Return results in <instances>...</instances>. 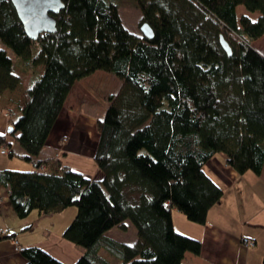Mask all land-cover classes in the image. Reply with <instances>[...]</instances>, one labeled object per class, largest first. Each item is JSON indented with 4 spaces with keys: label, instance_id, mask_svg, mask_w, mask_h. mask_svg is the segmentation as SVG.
<instances>
[{
    "label": "trees",
    "instance_id": "16d2710c",
    "mask_svg": "<svg viewBox=\"0 0 264 264\" xmlns=\"http://www.w3.org/2000/svg\"><path fill=\"white\" fill-rule=\"evenodd\" d=\"M62 2L55 31L30 39L11 0H0V93L21 84L24 99L18 114L7 111L0 146L14 139L31 164L0 169V184L19 218L76 206L62 232L84 248L73 264H182L201 242L175 230L173 210L205 223L223 194L207 161L220 152L239 174L264 165V51L252 43L264 35V0H135L151 37L128 30L113 0ZM240 5L255 20L238 15ZM96 70L120 86L95 122L101 175L91 178L38 156L73 83ZM126 222L133 243L105 235ZM20 251L25 264H64L37 245Z\"/></svg>",
    "mask_w": 264,
    "mask_h": 264
},
{
    "label": "crops",
    "instance_id": "0c3cea01",
    "mask_svg": "<svg viewBox=\"0 0 264 264\" xmlns=\"http://www.w3.org/2000/svg\"><path fill=\"white\" fill-rule=\"evenodd\" d=\"M244 13L252 20L258 16L257 11L249 12L245 9L237 11L238 15ZM262 38L264 39V35L256 40ZM261 50L264 51V47ZM90 75L73 83L63 103L64 108L58 115L38 159L50 162L55 158V154H58L57 159L63 166L66 165L85 176L98 178L101 172L93 160L98 140L95 120L89 114L86 116L76 112L80 108L75 107L74 103H80L82 97L79 100L70 98L73 93L81 91L80 88L86 90L80 82ZM22 93L21 84L13 90L7 89L0 93V135H6L8 132L7 111L16 115L21 110L24 103ZM67 110L72 114L69 115ZM63 139L65 142L62 145ZM10 142L11 145L6 148L10 149L11 153H0V169L31 170V164L23 159L26 152L14 139ZM220 159L217 161L214 156L204 165V171L223 190L220 202L209 207L206 222L197 224L187 220L178 210L172 212L175 230L201 242L199 254L185 252L182 264H263L264 165L259 175L252 171L239 174L225 163V158L221 156ZM0 199V229L5 232V235L0 236V264H25L22 252L16 248L14 240L23 248L37 245L64 264H73L83 253L84 248L62 237V232L74 217V209L72 211L66 208L67 210L45 215L34 209L23 218H19L11 206L8 188L2 184ZM65 211L69 216H66ZM126 224L128 225L126 230L121 231L117 227H112L105 235L121 243H133L137 237L135 228L128 222ZM38 227L39 233L34 235ZM243 237L254 240V245H246ZM99 253L112 263L117 261L103 247Z\"/></svg>",
    "mask_w": 264,
    "mask_h": 264
},
{
    "label": "rangeland",
    "instance_id": "374dc122",
    "mask_svg": "<svg viewBox=\"0 0 264 264\" xmlns=\"http://www.w3.org/2000/svg\"><path fill=\"white\" fill-rule=\"evenodd\" d=\"M109 1H112V0H109ZM113 1H115V3L118 5V13H119V16H121L123 25L127 27L128 30H130L131 32L135 34L136 33L140 34L141 33L140 21H141L142 15H141L140 9L138 5L136 4L135 0H113ZM241 10H244V7L240 5L238 6L237 11H241ZM253 44H254L253 46L256 49H259L260 51H262L261 48L264 47V39L262 38L261 40L260 39L256 40V42L255 43L253 42ZM8 53L11 54L12 57L14 58V63L15 64L17 63L19 65L18 60L15 59L16 55L13 54L10 49H8ZM17 70H19L18 73L24 76H27L28 72H30L28 71L30 69L25 68L23 65L19 66ZM118 81L119 80L117 77L111 74V72H107L105 70L104 71L96 70L94 74L83 79V81H81L80 83L83 85V87L86 88V90H84L83 88H80L81 91H78V93L76 94L73 93L74 97L73 96L70 97L71 99L73 98V99H78V100L82 97V100L80 103H74L76 105V106L74 105L75 107L78 106L80 108L79 111L76 108L77 110L76 112H78L81 115L85 114L86 116L87 114H89L90 116H92V118L96 122V119L98 117H102L108 105L107 104L108 96L110 94H115L117 89L119 88L120 82ZM68 114L71 115L72 112L70 113L68 112ZM64 142H65V139L62 140L61 142L62 145L64 144ZM55 156H58V154H55ZM221 156L223 158L225 157L224 154L217 152V155H215V160L217 161L221 160L220 159ZM67 209H70L72 211L74 209L75 210L74 216H75L76 210H77L76 206H69L67 207ZM65 214L66 216H69L68 212ZM31 217L34 219L33 216ZM39 229H40L39 227L36 228L34 235L39 233ZM126 235H129V233H126Z\"/></svg>",
    "mask_w": 264,
    "mask_h": 264
},
{
    "label": "water",
    "instance_id": "95a60500",
    "mask_svg": "<svg viewBox=\"0 0 264 264\" xmlns=\"http://www.w3.org/2000/svg\"><path fill=\"white\" fill-rule=\"evenodd\" d=\"M11 2L24 32L30 39H36L43 32L55 31L54 15L64 7L62 0H11ZM140 30L145 37H151L153 34L147 22L140 24ZM220 43L228 53L231 52L230 45L223 36L220 37Z\"/></svg>",
    "mask_w": 264,
    "mask_h": 264
},
{
    "label": "built area",
    "instance_id": "2783aa9c",
    "mask_svg": "<svg viewBox=\"0 0 264 264\" xmlns=\"http://www.w3.org/2000/svg\"><path fill=\"white\" fill-rule=\"evenodd\" d=\"M0 153H8L9 154V150L5 147V146H0ZM0 202H1V199H0ZM2 233H4V230H1L0 229V235H2ZM14 240V239H13ZM243 242L246 244V245H249V246H252L254 245V240H251L250 238L248 237H243L242 238ZM14 242L16 243V248L18 250H22L23 247L22 246H19L17 244V240H14Z\"/></svg>",
    "mask_w": 264,
    "mask_h": 264
}]
</instances>
